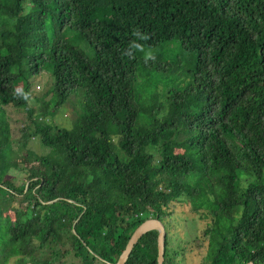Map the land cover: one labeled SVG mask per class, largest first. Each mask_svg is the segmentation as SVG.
I'll return each mask as SVG.
<instances>
[{
	"label": "trees",
	"instance_id": "16d2710c",
	"mask_svg": "<svg viewBox=\"0 0 264 264\" xmlns=\"http://www.w3.org/2000/svg\"><path fill=\"white\" fill-rule=\"evenodd\" d=\"M179 205L201 264H264V0H0V264H116L154 219L183 264Z\"/></svg>",
	"mask_w": 264,
	"mask_h": 264
},
{
	"label": "rangeland",
	"instance_id": "374dc122",
	"mask_svg": "<svg viewBox=\"0 0 264 264\" xmlns=\"http://www.w3.org/2000/svg\"><path fill=\"white\" fill-rule=\"evenodd\" d=\"M176 55V49L172 51L171 53H166L165 54V59H171L172 56ZM48 74L44 72L39 77L31 78L30 84H31V91L34 90L35 85H39L41 87V90L38 88H35V93L36 96L38 97H44L46 98L45 94L48 92L50 85L52 83L51 78H48ZM45 99V101H47ZM32 106L34 108L37 107V104H34L33 102ZM69 105L72 106V108H68V110L71 112L70 116H68L70 119L73 117H80L78 108L76 110H73V106L76 105V101L73 98L70 102ZM7 116L9 117L11 123L12 120H17L18 124L21 125L20 127L22 128L23 122L27 119V113L23 109H18L16 113H7ZM60 127H68L69 122L68 118L63 116L62 118H57L54 117V119L49 120V122H53ZM27 123V122H26ZM25 125V124H23ZM28 149L35 152L38 155H42L43 153H46V150L43 149V146L40 144L38 139L34 138L33 140L30 141V144L28 146ZM37 166V165H35ZM27 167V166H26ZM31 167V166H30ZM25 174L19 173V172H10L8 175V178L10 179H20L23 178L21 176H24ZM175 218L177 219V225L176 229L174 231V234H176V245L178 246H183L185 247V254L183 258H181V262L183 264H201L203 261V257L206 252V246L208 241L203 240V238L200 237V233L205 230V228L208 226L209 221L208 220H200L192 214L187 206H177L176 212H175ZM194 220V223L192 222ZM173 234V235H174ZM196 234V235H195ZM196 237L201 238L202 241H204V246L202 245L201 249H198V245L200 243V240L196 241ZM185 245V246H184ZM197 248V249H196ZM187 252V253H186Z\"/></svg>",
	"mask_w": 264,
	"mask_h": 264
},
{
	"label": "water",
	"instance_id": "95a60500",
	"mask_svg": "<svg viewBox=\"0 0 264 264\" xmlns=\"http://www.w3.org/2000/svg\"><path fill=\"white\" fill-rule=\"evenodd\" d=\"M151 231H157L158 232V258L157 262L158 264H163L164 261V243H165V229L163 224L154 219V220H148L144 222L141 226H139L135 232L133 233L132 237L130 238L125 251L120 256L118 262L116 264H125L132 249L137 244V242L147 233ZM252 264V263H249Z\"/></svg>",
	"mask_w": 264,
	"mask_h": 264
},
{
	"label": "clouds",
	"instance_id": "9594fccd",
	"mask_svg": "<svg viewBox=\"0 0 264 264\" xmlns=\"http://www.w3.org/2000/svg\"><path fill=\"white\" fill-rule=\"evenodd\" d=\"M35 88H38L41 90V87L39 85H35L34 90H33L34 92H35Z\"/></svg>",
	"mask_w": 264,
	"mask_h": 264
}]
</instances>
